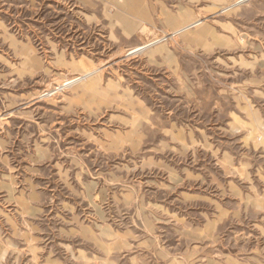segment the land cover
<instances>
[{"label": "rangeland", "instance_id": "obj_1", "mask_svg": "<svg viewBox=\"0 0 264 264\" xmlns=\"http://www.w3.org/2000/svg\"><path fill=\"white\" fill-rule=\"evenodd\" d=\"M0 264H264V0H0Z\"/></svg>", "mask_w": 264, "mask_h": 264}, {"label": "bare ground", "instance_id": "obj_2", "mask_svg": "<svg viewBox=\"0 0 264 264\" xmlns=\"http://www.w3.org/2000/svg\"><path fill=\"white\" fill-rule=\"evenodd\" d=\"M246 1V0H245ZM201 20H197V23L196 25H199L201 24ZM147 46H141V47H137L135 49H133L132 51H130L127 55H132V54H135V53H140L142 50H144ZM100 69H93L92 71L90 72H87L85 73L84 75H82L81 77H77V78H73V79H70L68 80V82H66V84H72V83H76L82 79H84V76H89L90 74L92 73H96L98 72ZM66 84H63V85H66Z\"/></svg>", "mask_w": 264, "mask_h": 264}, {"label": "crops", "instance_id": "obj_3", "mask_svg": "<svg viewBox=\"0 0 264 264\" xmlns=\"http://www.w3.org/2000/svg\"><path fill=\"white\" fill-rule=\"evenodd\" d=\"M141 14V13H140ZM143 15V14H142ZM144 15H146V12H144Z\"/></svg>", "mask_w": 264, "mask_h": 264}]
</instances>
